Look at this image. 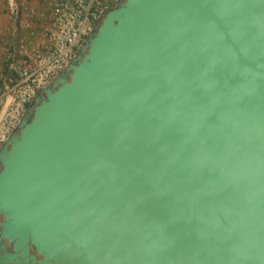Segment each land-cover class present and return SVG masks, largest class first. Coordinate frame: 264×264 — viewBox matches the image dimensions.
I'll return each instance as SVG.
<instances>
[{
    "label": "water",
    "instance_id": "95a60500",
    "mask_svg": "<svg viewBox=\"0 0 264 264\" xmlns=\"http://www.w3.org/2000/svg\"><path fill=\"white\" fill-rule=\"evenodd\" d=\"M0 264H264V0H118L0 147Z\"/></svg>",
    "mask_w": 264,
    "mask_h": 264
},
{
    "label": "built area",
    "instance_id": "2783aa9c",
    "mask_svg": "<svg viewBox=\"0 0 264 264\" xmlns=\"http://www.w3.org/2000/svg\"><path fill=\"white\" fill-rule=\"evenodd\" d=\"M54 19L47 36L49 44L27 56L21 79L11 94L9 112L15 128L32 103L37 90L47 87L72 63L96 22L109 11L108 0H55Z\"/></svg>",
    "mask_w": 264,
    "mask_h": 264
},
{
    "label": "crops",
    "instance_id": "0c3cea01",
    "mask_svg": "<svg viewBox=\"0 0 264 264\" xmlns=\"http://www.w3.org/2000/svg\"><path fill=\"white\" fill-rule=\"evenodd\" d=\"M55 0H0V147L12 133V97L30 50L44 42Z\"/></svg>",
    "mask_w": 264,
    "mask_h": 264
},
{
    "label": "rangeland",
    "instance_id": "374dc122",
    "mask_svg": "<svg viewBox=\"0 0 264 264\" xmlns=\"http://www.w3.org/2000/svg\"><path fill=\"white\" fill-rule=\"evenodd\" d=\"M108 1H109V11H110V10H112L113 8L116 7V5H117V3H118V0H108ZM51 26H52V22H51L50 26L46 29V31H45L44 42H43V44L40 45L39 48H42V47L46 46L47 44H49L50 40H49V38H48V36H47V33H48L49 29L51 28ZM39 48H35L34 50H30L29 53H28V56H32L33 53H34V51H36V50L39 49ZM17 90H18V89H16V88L13 86V87H11L10 89H8L7 91H9V94L11 95V94L14 93V91H17ZM30 104H31V103H29V104L27 105V108L30 106Z\"/></svg>",
    "mask_w": 264,
    "mask_h": 264
},
{
    "label": "flooded vegetation",
    "instance_id": "af4514ba",
    "mask_svg": "<svg viewBox=\"0 0 264 264\" xmlns=\"http://www.w3.org/2000/svg\"><path fill=\"white\" fill-rule=\"evenodd\" d=\"M2 219V218H1Z\"/></svg>",
    "mask_w": 264,
    "mask_h": 264
}]
</instances>
